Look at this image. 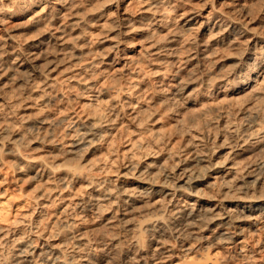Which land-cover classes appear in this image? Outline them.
Segmentation results:
<instances>
[{"label":"rangeland","instance_id":"rangeland-1","mask_svg":"<svg viewBox=\"0 0 264 264\" xmlns=\"http://www.w3.org/2000/svg\"><path fill=\"white\" fill-rule=\"evenodd\" d=\"M244 3L19 0L0 11V200L23 205L11 214L10 226L0 225V264H16L24 245L35 252L30 263L18 264H81L83 256L89 264L111 259L113 264H150L122 252L136 231L102 226L90 214L77 216V204L109 194L115 205L109 201L101 209H114L112 215L117 209L112 219L117 222L116 201L122 199L117 192L131 184L128 164L158 152L161 163L173 166L188 154L183 147L189 135L195 140L213 134L214 142L218 124L233 122L231 113L245 91L232 92L237 80L232 77L225 89L218 88L225 81L218 77L248 49L264 59V11L255 20L249 16L248 23L237 11ZM93 95L100 96L98 104L88 105ZM100 118L113 119L106 133L92 147L72 152L76 134ZM185 129L188 136L180 135ZM144 214L131 216L132 223ZM76 232L84 245L76 241ZM260 232L248 236L246 257L220 249L219 259L213 258L218 264H264V229ZM114 234L118 242L108 247ZM169 234L165 242L176 245ZM50 246L58 247L54 261ZM196 250L188 257H197L201 248ZM178 253L172 263L186 258Z\"/></svg>","mask_w":264,"mask_h":264},{"label":"bare ground","instance_id":"bare-ground-1","mask_svg":"<svg viewBox=\"0 0 264 264\" xmlns=\"http://www.w3.org/2000/svg\"><path fill=\"white\" fill-rule=\"evenodd\" d=\"M243 53V58L242 60L239 59V63L242 66H250L252 71L245 72L242 76H236L237 80L232 92L245 91L243 95L244 99L240 101L242 104L236 109L235 114H230L234 116L232 118L233 122L228 121L229 123H227V121H221L218 124L220 126V133H218L217 140H215V137L213 142L214 135H209V133L201 135L194 140L190 135H187L190 132H186L185 129L183 131L186 133H182V131L180 135L185 134L190 138L187 137L185 145L183 144L184 147L182 146L183 148L187 147L188 154L186 152L185 158L183 156V159L175 161L176 163L174 162L173 166H166V163H161L159 159L160 154H157L158 152L156 154L153 153V155L145 153L147 156L144 157L145 159L141 163L128 164L126 166V178L131 180V184L127 187H121L117 192V196L122 198L116 201V208L118 206L119 215L121 216L117 222L112 220L115 218L113 215L117 212V209L113 215L111 212L114 209L112 211L106 210L105 212L101 209L102 207L105 209L104 205L109 204V194H102L101 197H92L77 204L79 205L77 216L85 213L94 216L96 219L99 217L97 220L100 221L102 226L111 228L119 224L127 230L136 231L137 235L138 230L143 231V228L152 229L155 226L156 231L148 234L149 238L143 245L138 244L135 240H131L129 246L123 249L124 255L132 256V258L130 257L131 260L134 257L135 261L144 263L171 264L174 257L177 259L176 254L179 251L181 255L186 256L181 261V264H216L217 259L215 258L217 256L215 254L218 255L219 252L217 250L220 249L226 255L246 257L250 243H248V236L251 234V236L255 235L256 231L261 233L260 230L264 229V107L261 104L264 103L261 102L264 99V59L260 58L257 52L252 49H248L247 52ZM261 73L263 74L261 75ZM260 75L261 78L258 81ZM227 86L228 83L225 80L218 88L225 89ZM216 91L220 93L219 89ZM97 97L100 98V96L93 95L89 100V104H87H98L99 98ZM110 111H113L112 108ZM223 118V116H220V119ZM98 120V122L96 121L97 123L89 124L90 128L88 130L81 131V129L76 134L77 139L71 144L72 147L70 145L72 152H78L85 145L92 147L91 144L96 142L95 139L101 138L106 133L105 131L108 130L109 123L113 119L100 118ZM234 120H238V122ZM189 121L188 124L192 120ZM93 125L96 127H93ZM189 126H192V124L188 125V129L190 128ZM210 140L214 143V146L209 148ZM233 189L236 190L235 193ZM241 189L249 194V199H235V196L239 194ZM137 191L143 192L144 195H137ZM129 192H132V195H129ZM221 196L224 199H220ZM11 201L0 200V225L10 226V216H12L13 211L17 213L23 209L21 202ZM110 205L114 206L115 204H113V201H110ZM237 206L246 208L250 218L246 220H232L227 215L223 216V218H216V214L227 212L229 209ZM140 209H143V211H140ZM163 209H166L164 213L166 219L168 213L178 211L179 215L168 219V223L166 224L164 221L156 219V216ZM141 214H144V216L132 223L131 216L140 215L141 217ZM209 219L211 222L201 231L204 221ZM23 220L21 222H24ZM17 223L15 221V224ZM15 224L13 223L11 226H16ZM168 233H170L169 235L181 237L179 240H175L176 245L165 242L164 238ZM117 236L114 234L109 237L107 241L109 242L107 244L108 247L115 246L114 243L118 241L114 237ZM74 237L77 238L76 241L82 242L81 245L87 242L83 240V235L80 232L79 234L76 232ZM222 240L228 242L222 244L220 243ZM28 246H21L17 250L15 256L18 260L16 264L31 262L29 258H31V255L35 251H32L34 246L27 248ZM56 246H50L51 248L48 251L51 255L50 260L52 261L57 259L53 257L58 252V247ZM197 248H201L199 250L201 253L197 257H188ZM21 252L24 253L23 256L20 255ZM108 254L105 252L103 256L104 260L108 258ZM213 255L215 258H213ZM178 258L180 259V257ZM89 263L86 257L84 258L83 256L81 258V264ZM50 264L54 263L51 262ZM172 264H176V262Z\"/></svg>","mask_w":264,"mask_h":264},{"label":"clouds","instance_id":"clouds-1","mask_svg":"<svg viewBox=\"0 0 264 264\" xmlns=\"http://www.w3.org/2000/svg\"><path fill=\"white\" fill-rule=\"evenodd\" d=\"M19 0H9V2L7 4H5L4 0H0V11L11 8L12 6H14L16 3H18ZM27 2L29 3H34L35 0H27ZM117 0H106V3H116ZM148 2L150 3L151 0H148ZM181 3H189L190 0H180ZM207 3H213V0H206ZM238 14L241 16H244V20L247 21L248 23H250L251 21L248 20V17L250 16L252 18V20H255L259 13L261 11H264V0H254V2L249 3L248 0H245V3L242 4L239 8H238ZM165 15L169 14L167 12V10L164 12ZM113 15H115V13H113ZM233 15H236L235 13ZM247 26V24L245 25ZM249 31H257L259 32V29L253 30V29H249ZM238 58L242 60V52L238 53ZM252 71V68L248 65H244L242 66L240 63L234 64L232 65L230 68H228L226 71H224L223 73H221L220 77H218L219 79H224V80H228L229 77H232L233 80L236 79V76H242L245 72H250ZM235 74V75H234ZM215 79H213V83L215 82ZM203 86V85H201ZM93 127H96L95 125H93ZM0 143H3L2 141H0ZM0 153H3V148H0ZM112 183V182H109ZM186 190V189H185ZM233 192L235 193L236 190L233 189ZM129 195H132V192L128 193ZM137 195L143 196L144 193L143 192H136ZM250 196L247 192H245L243 189L240 190L239 194L235 196V199L237 200H244V199H249ZM220 199H224L223 196L220 197ZM140 211H143V209H140ZM166 209L161 210L160 214L156 216V219L162 220L164 221L166 224L168 223V219H170L171 217H177L179 215V212H172V213H168L167 214V219L165 217V213ZM229 216L230 219L232 220H246L249 219V214H248V210L244 207H240L237 206L235 208L229 209L227 212H223V213H219L216 214V218H223V216ZM211 220H207L204 221L203 226H201V231L204 230V228L207 227V224L210 223ZM156 231L155 226H153L152 229L149 228H143V231H139L138 230V235L131 237L132 240H135L138 244L143 245L146 240L149 238L148 234L150 232H154ZM115 239H119V237H114ZM174 240H179L181 237L179 236H174L173 237ZM228 241H220V243H227ZM17 243H19V241H17ZM163 243V241H162ZM0 255H3V253H0ZM21 256L24 255L23 252L20 253ZM107 264H113L112 260H108Z\"/></svg>","mask_w":264,"mask_h":264}]
</instances>
